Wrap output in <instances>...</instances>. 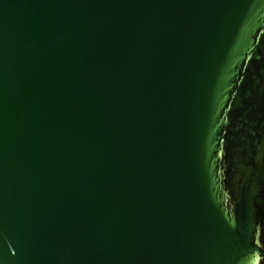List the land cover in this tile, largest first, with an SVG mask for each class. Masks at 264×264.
<instances>
[{
  "label": "water",
  "instance_id": "1",
  "mask_svg": "<svg viewBox=\"0 0 264 264\" xmlns=\"http://www.w3.org/2000/svg\"><path fill=\"white\" fill-rule=\"evenodd\" d=\"M264 0H0V264H258Z\"/></svg>",
  "mask_w": 264,
  "mask_h": 264
},
{
  "label": "flooded vegetation",
  "instance_id": "2",
  "mask_svg": "<svg viewBox=\"0 0 264 264\" xmlns=\"http://www.w3.org/2000/svg\"><path fill=\"white\" fill-rule=\"evenodd\" d=\"M258 264H264V255H263V257L261 258V262H259Z\"/></svg>",
  "mask_w": 264,
  "mask_h": 264
}]
</instances>
